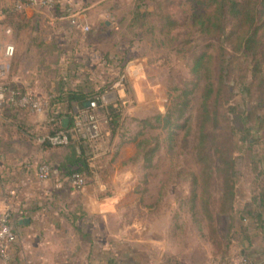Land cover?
<instances>
[{"label":"rangeland","instance_id":"1","mask_svg":"<svg viewBox=\"0 0 264 264\" xmlns=\"http://www.w3.org/2000/svg\"><path fill=\"white\" fill-rule=\"evenodd\" d=\"M76 1L78 2H72V9L98 0ZM133 7L134 0H101L92 9L85 11V25L89 28L87 34H90L94 43L92 99L101 103V89H106L108 94L113 93L106 86L109 84L107 79L114 72L117 73V83L122 79L121 88L124 90L120 101H116L117 94L112 93L111 98L105 99L106 102L116 101L120 110L113 115V119L114 116L116 118L114 136L101 139V143L104 142V153L97 160L102 165L98 169L100 177L94 179L89 175L88 184L101 183L108 188L127 185L133 187L131 197L127 199L130 201L128 207L112 212L108 216V223L104 224L96 236L93 234L80 239L90 250L106 251V263L110 264H123L122 260L132 264L139 257L140 264H155V260L159 261L157 264H208L210 258L217 259L220 264H228L245 247L239 236L229 228L224 211V203L229 198L223 196V188L226 184H234L233 200L237 206L246 205L255 198L264 187V159L261 158L264 157V139H259V144L252 145L248 152L246 144L237 139L226 138L231 123L226 121L227 106L221 107L218 115L220 123L217 127H209L211 139L205 144L208 154L206 158L211 164L212 172L203 170L202 162L196 155L200 88L194 91L187 111L190 116L187 141L184 140V131L181 129H175L171 134L166 129L141 123L144 119L153 123V116L165 112L168 104L178 94L176 89L190 80L193 55L204 49L209 39L190 27H181L169 33L162 32L154 15L141 27L132 25L130 19ZM5 8L8 12L0 21L4 27L12 28V34L3 37L18 46V54L15 49L16 55L13 56L14 60L12 58L9 75L10 80L12 75L18 81L11 83L26 85L25 87L42 96L59 94L61 84L65 85L67 81L64 73L67 72L70 76L72 73L60 67L61 51H58L57 61L52 62V50L46 52L43 49L46 45H57L62 36L55 37L49 33L51 28L46 23L48 17L44 21L42 18L27 19L25 10L15 11L11 5H6ZM33 8L37 9L35 6L28 9ZM42 9L44 8L39 7L38 11ZM192 9L191 0H180L177 6L172 7L173 14L178 18L190 15ZM1 28L3 30V26ZM44 38L49 42L45 43ZM37 39H41V46L32 49V53L26 47L27 42L30 44ZM234 92V96H230L228 101L236 102V99L243 103L240 88H236ZM238 109L244 108L240 106ZM51 112L54 111H46V116L52 117ZM14 114L17 117L19 115L18 119L13 117L18 121L16 132L20 134L16 140L22 143L24 151H31L34 148L32 145L28 146V143L24 144V135L19 132L22 126L20 121L31 119V114L26 111ZM95 114L100 120V130H108L109 115L102 107L96 109ZM12 135L14 134L10 136ZM257 135L254 133L253 136ZM228 142L232 148L234 166L233 169L227 168L225 172L234 173L233 178L224 177L217 171V167H222V164L214 153V149L218 147L221 151L226 150L223 145ZM40 163L59 168L45 160ZM77 198L79 196L72 197V200L76 201ZM123 224L139 225L140 230L135 237L129 228L125 233L129 235H123L124 238L130 236L131 241H124L121 237L123 233H118ZM155 229L163 234L162 238L157 236L162 244L157 243L149 251L145 241L149 240V233ZM256 240L263 243L261 237ZM74 242L73 240L72 243ZM123 248L126 253L122 255L119 252ZM134 249L146 252L144 260L141 254L134 253ZM172 252H177L180 260L174 259Z\"/></svg>","mask_w":264,"mask_h":264},{"label":"crops","instance_id":"2","mask_svg":"<svg viewBox=\"0 0 264 264\" xmlns=\"http://www.w3.org/2000/svg\"><path fill=\"white\" fill-rule=\"evenodd\" d=\"M99 1L101 0L86 3L83 6L80 4L79 8L72 9V2L78 1L57 0L52 8H44L41 11H38L39 7L25 10V18L27 19L39 20L42 18L44 21L48 17L49 20L46 23L51 28L49 33L54 34L55 37L62 36V40L57 45L56 43L51 46L46 45V48L43 49L46 52L52 50V62L57 61L58 51H61L62 53L59 55L60 67L72 73V76L67 72L64 73L67 81L65 80V85L61 84L60 91L76 89L84 94L94 91L92 82V63L95 61L94 43L89 36L90 34H87L88 31L84 32L81 27L87 23L85 11L92 9ZM6 5L8 7L11 5L8 0H0V19L5 17L8 12L5 8ZM0 26L9 28L10 34H12V28L4 27L5 25H2L1 21ZM106 27H108L107 24ZM43 41L49 42L45 38ZM41 43V39H37L30 44L27 42L26 47L29 50L38 49ZM14 47L18 54V46L14 44ZM31 52L34 53V50ZM15 55L16 53H14V57ZM11 78L12 80L9 79L10 82L18 81L12 75ZM115 78H117L116 72L107 79L109 84L106 88L108 91H113L112 94H117L116 101H120L124 95V90L121 88V82L118 81V84ZM100 92V96L105 97L104 99L101 97L100 107L110 117L107 122L108 130L101 129L99 135L89 141L72 139L66 146H51L43 141V138L49 134L46 132L51 129L52 117H47L45 113L29 112L31 119L27 118L20 121L22 126L19 132L24 135L23 139L25 140L21 138L25 142L24 144L28 143V146L32 145L34 149L24 151L21 148L22 143L16 140L20 135L16 132L18 121L13 119L15 116L18 119L19 115L17 117L11 109L0 110V211L10 210V222L16 233V240L9 249L7 264H104L107 262L105 259L106 251L94 250L93 248L90 250L91 248L89 246L87 248L80 238L89 237L93 234L96 236L97 232L100 233V230L103 229L104 224L108 223V216L112 212L128 207L130 201L127 199L131 197L133 186L108 188L101 183L94 185L87 183L81 189H72L66 182L57 184L54 177L41 181L37 179L35 173L37 165L42 160L56 164L58 167H72L73 155L78 154L84 160L91 177L94 179L100 177V170L98 171V169L102 165L97 160L104 153L102 148L104 142L101 143V139L114 136L116 118L114 116L113 119V115L120 110L116 106V101L106 102L108 98H111V93H106V89ZM86 101L73 100L70 110H67L70 112V117L78 109L86 108ZM59 108L67 109L57 103L54 113H58ZM22 128L24 131H21ZM11 134L14 135L10 136ZM77 196L79 198L73 201L72 197ZM23 218L27 221L22 222ZM138 226L123 224L122 229H118V233L122 232V239L129 241L131 237L124 238L123 235L127 233L129 228L135 237L140 230ZM253 234L249 244L242 243L258 264H264V242L260 244L256 240L259 237L262 239L264 232L258 231L253 232ZM157 236L161 238L163 236L162 232H158V229L149 233V240L145 241L149 251L157 243L162 244L159 241L160 237ZM73 240L74 243H72ZM141 251L134 249V253L141 254L144 260L146 252ZM119 253L123 255L126 251L123 248ZM171 255L174 259L180 260L177 252H172ZM134 256L136 255L134 254ZM139 258H135L132 264H140ZM122 262L123 264H131L124 260ZM154 263L157 264L159 261L155 260ZM0 264H4L1 259Z\"/></svg>","mask_w":264,"mask_h":264},{"label":"trees","instance_id":"3","mask_svg":"<svg viewBox=\"0 0 264 264\" xmlns=\"http://www.w3.org/2000/svg\"><path fill=\"white\" fill-rule=\"evenodd\" d=\"M191 2L193 9L190 15L178 18L173 14L172 7L177 6L180 0H134L130 19L132 25L141 27L154 15L162 32L169 33L174 29L190 27L209 39L204 49L193 55L190 80L176 89L178 94L168 104L165 112L153 116V123L148 119L141 120V123L166 129L171 134L175 129H181L184 131V140L187 141L190 131V116L187 111L194 91L200 88L196 155L202 162V169L211 173L212 167L206 158L208 154L205 144L211 139L209 127H217L220 123L218 115L221 107L227 106L226 121L231 123L226 138L237 139L246 144L248 152L252 145L259 144V139H264V0ZM238 87L244 98L243 103L236 99V102H229L228 98L234 96V90ZM92 95L93 92L84 94L76 89L56 93L51 100V109L54 111L57 103L67 109L59 108V112L54 115V112H51L52 127L49 134L71 125L70 112L67 110H70L73 100L82 102L92 99ZM240 106L244 109H238ZM65 117L68 120L64 125ZM254 133L258 135L254 137ZM223 146L226 149L224 151H221L220 147L214 149L219 163L222 164V167H217V171L224 177L233 178L234 173L225 172L227 168L233 169L234 166L232 148L229 142ZM261 158L264 159L263 156ZM72 164V167L56 169L61 176L80 172L89 177L87 166L80 155H73ZM233 186L234 184H226L223 188V196L229 198L227 203H224V211L229 228L233 229L241 242L249 244L254 236L253 232H264V187L250 203L237 206L233 200ZM262 239L264 242V236ZM240 251V254L258 264L249 250L242 248Z\"/></svg>","mask_w":264,"mask_h":264},{"label":"built area","instance_id":"4","mask_svg":"<svg viewBox=\"0 0 264 264\" xmlns=\"http://www.w3.org/2000/svg\"><path fill=\"white\" fill-rule=\"evenodd\" d=\"M11 8L15 11L26 10L29 7L52 8L57 0H8ZM84 32L89 31L86 25H82ZM9 28L0 26V110L11 109L15 112L26 111L31 113H45L51 110V100L54 94L40 95L31 88L18 86L9 79L11 61L15 53L14 45L6 41L3 35H10ZM122 79L119 80V83ZM86 108H80L71 114V125L56 130L43 138L51 146H66L72 139L77 141H89L100 133V120L95 111L100 107L98 100L89 99ZM106 121V119H105ZM1 129V127H0ZM36 177L41 181L51 177L56 179L57 184L67 183L72 189H81L88 183V177L80 172H73L61 176L56 167H50L46 163H39L36 167ZM11 212L9 209L0 211V259L4 264L9 261V249L16 240V233L11 225ZM110 264V263H104ZM208 264H220L215 258H210ZM228 264H256L246 256L240 254L234 257Z\"/></svg>","mask_w":264,"mask_h":264},{"label":"water","instance_id":"5","mask_svg":"<svg viewBox=\"0 0 264 264\" xmlns=\"http://www.w3.org/2000/svg\"><path fill=\"white\" fill-rule=\"evenodd\" d=\"M88 104H89V102L86 101V105H88ZM67 120H68L67 118H63V124H64V125H65V122H66ZM21 221H22V222H23V221H27V219H24V218H23Z\"/></svg>","mask_w":264,"mask_h":264}]
</instances>
